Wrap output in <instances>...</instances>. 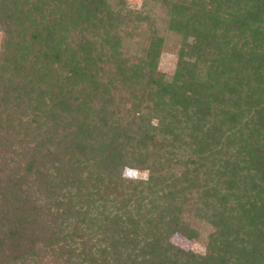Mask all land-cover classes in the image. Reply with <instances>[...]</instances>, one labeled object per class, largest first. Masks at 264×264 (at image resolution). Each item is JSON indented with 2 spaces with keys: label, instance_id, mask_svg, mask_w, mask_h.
<instances>
[{
  "label": "trees",
  "instance_id": "obj_1",
  "mask_svg": "<svg viewBox=\"0 0 264 264\" xmlns=\"http://www.w3.org/2000/svg\"><path fill=\"white\" fill-rule=\"evenodd\" d=\"M149 1L0 0V264H264V0Z\"/></svg>",
  "mask_w": 264,
  "mask_h": 264
},
{
  "label": "rangeland",
  "instance_id": "obj_2",
  "mask_svg": "<svg viewBox=\"0 0 264 264\" xmlns=\"http://www.w3.org/2000/svg\"><path fill=\"white\" fill-rule=\"evenodd\" d=\"M127 6L131 9H141L147 8L152 6L151 1L149 0H125ZM154 9L155 18H157V25H159V33L164 38V43L162 44V51L158 61V71L165 73L166 75H170L173 72V69L176 64L177 58V49H178V37L172 35L171 33L165 30L163 19L162 18V10L158 8V6L152 7ZM145 26V25H142ZM141 26V27H142ZM143 28V27H142ZM138 33H133L131 36H126L123 42V50L128 51V54H133L135 52V45L134 43L137 42L139 39ZM1 38V35H0ZM197 47V39L193 37H189L187 42L185 43V50H184V57L188 60H193L195 56V51ZM131 169H126L124 173ZM135 171L138 176L143 177L146 171ZM127 176V175H126ZM200 235L197 239L188 240L182 237L180 234H174L171 237V241L176 245L182 247L183 249H190L196 252H203L204 251V242L206 238V233L209 231V228L203 224H199Z\"/></svg>",
  "mask_w": 264,
  "mask_h": 264
},
{
  "label": "clouds",
  "instance_id": "obj_3",
  "mask_svg": "<svg viewBox=\"0 0 264 264\" xmlns=\"http://www.w3.org/2000/svg\"><path fill=\"white\" fill-rule=\"evenodd\" d=\"M124 175H127L128 178H137L138 176V174L135 171H131V170L127 171L126 173H122V176ZM147 178H148V174L147 172H145L143 175V179L146 180Z\"/></svg>",
  "mask_w": 264,
  "mask_h": 264
}]
</instances>
